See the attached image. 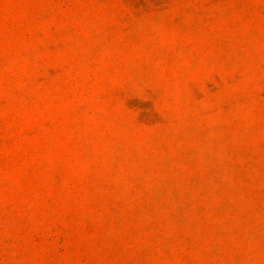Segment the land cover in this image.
Returning <instances> with one entry per match:
<instances>
[{
    "label": "rangeland",
    "instance_id": "rangeland-1",
    "mask_svg": "<svg viewBox=\"0 0 264 264\" xmlns=\"http://www.w3.org/2000/svg\"><path fill=\"white\" fill-rule=\"evenodd\" d=\"M0 264H264V0H0Z\"/></svg>",
    "mask_w": 264,
    "mask_h": 264
}]
</instances>
